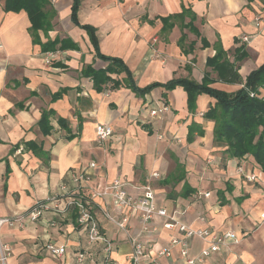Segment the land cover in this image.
I'll return each instance as SVG.
<instances>
[{
    "label": "crops",
    "instance_id": "0c3cea01",
    "mask_svg": "<svg viewBox=\"0 0 264 264\" xmlns=\"http://www.w3.org/2000/svg\"><path fill=\"white\" fill-rule=\"evenodd\" d=\"M72 3L50 0L46 9L55 12L51 28L38 37L42 43L59 42L54 51L42 52L32 42L26 12H5L0 1V218L25 216L36 203L59 196L39 220L0 227V247L11 251L6 264H77L80 251L86 253L84 264L101 263L99 246L87 245L86 231L77 226L75 210L67 208L68 198L59 191L62 184L71 187L72 174L84 171L89 179L75 193L91 199L98 228L113 242L111 258L118 264H130L133 238L144 244L141 264H183V258L179 246L171 247L169 255L159 254L171 238L181 237L176 228H163L165 218L154 217L147 225L154 231L143 232L139 216L116 211L110 196H92L116 179L131 194L138 193L133 187L149 183L155 205L180 224L237 234V244L222 247L202 264H264V183L249 182L237 167L260 178L261 172L251 157L230 159L225 147L214 143V122L203 116L213 98L199 94L189 109L182 87L160 86L173 79L199 83L205 71L216 79L206 68L215 44L230 61L243 46L247 57L236 65L244 80L264 63V0H80L78 25L71 19ZM84 26L94 30L97 52L121 60L136 87L159 86L138 94L128 87L126 73L117 71L97 91L82 72L103 70L109 63L98 58ZM246 35L251 41L242 45L240 38ZM62 42L67 46L59 48ZM211 86L229 93L240 87L218 81ZM57 93L61 96L53 100ZM164 105L168 110L156 117L143 113ZM49 110L51 130L45 135L38 122ZM98 124L113 130L101 144L96 143ZM191 124L198 130L188 136ZM26 142L39 145L47 162ZM92 162L96 166L89 168ZM152 172L159 178H149ZM105 212L127 216V231L107 221ZM48 243L63 247L64 253L54 256L45 249ZM206 246L193 237L188 255L197 256Z\"/></svg>",
    "mask_w": 264,
    "mask_h": 264
},
{
    "label": "trees",
    "instance_id": "16d2710c",
    "mask_svg": "<svg viewBox=\"0 0 264 264\" xmlns=\"http://www.w3.org/2000/svg\"><path fill=\"white\" fill-rule=\"evenodd\" d=\"M1 1V0H0ZM80 0H73L71 6V19L77 24L76 13ZM252 2L254 0H247ZM50 6V0H3V10L5 12H26L30 27L28 29L33 43H37L41 47L42 52L54 51L57 39L53 41L47 40L45 43L40 42L38 32L42 31L44 35L51 28V20L54 16V10L46 9ZM169 18H163L162 21L166 25L171 26ZM84 28L92 41L96 54L101 60L107 61L109 64L103 70H93L86 68L82 73L86 77H90L94 88L101 91V86L111 81L109 74L118 71H124L128 78V87L138 94H145L159 84H152L146 88L140 89L135 86L131 80V74L124 66L121 60L109 58L100 55L97 52L96 39L94 30L90 27ZM61 43L59 48L66 47L67 44ZM206 45V42L204 46ZM244 45V44H242ZM215 54L206 60V68L216 74V79L210 78V72L205 71L199 83L188 79H173L165 84L160 85L165 90H172L177 86L184 89L188 98V108L193 109L194 100L199 94H206L215 100V103L209 106L208 110L203 114L204 118L213 121V141L217 146H224V153L230 159L246 160L252 158V163L261 173V180L264 181V63L251 71L243 80L238 73L237 63L243 61L247 57V53L243 46H239L233 52V61H230L228 55L222 50L219 44L214 45ZM215 81L230 85H240L234 92H225L211 86ZM114 86H118V81L113 82ZM253 93L251 97L249 94ZM61 93L55 94L52 99H57ZM52 115L51 110L43 112L38 122L40 130L43 134H48L51 130L49 117ZM60 127H64L65 123L62 119L57 120ZM198 128L195 124L188 126V136L192 135ZM71 135L67 139H71ZM25 147L31 150L43 162H47L48 154L43 152L41 147L34 142H26ZM180 170L179 166L176 172ZM220 193V192H219Z\"/></svg>",
    "mask_w": 264,
    "mask_h": 264
},
{
    "label": "built area",
    "instance_id": "2783aa9c",
    "mask_svg": "<svg viewBox=\"0 0 264 264\" xmlns=\"http://www.w3.org/2000/svg\"><path fill=\"white\" fill-rule=\"evenodd\" d=\"M257 26L261 25V18L255 19ZM251 41V36H242L240 38L241 44L247 45ZM251 97L254 96L253 93L249 94ZM168 107L166 105L158 109H145L144 114L150 117H156L158 114L166 112ZM113 135V130L108 125L98 124L95 126V136L96 143L101 144L102 142L110 139ZM95 163H90L89 168H94ZM237 172L244 174L245 178L249 182L262 181L255 173L251 172L248 174L243 169V166L237 167ZM149 178L157 179L159 174L157 172H152ZM89 175L86 171L72 174L70 176V184H62L59 186V191L67 196V208L72 207L76 212V224L82 227L86 231V240L88 246H99L101 252V263L100 264H118L111 258V253L113 251V242L105 237L99 230L97 220L94 215L93 205L91 199L83 195H76L75 189H78L80 184L87 182ZM126 183L121 179L114 180L111 184L106 185L102 188L100 192H95L92 196H110L112 199L113 208L121 213L125 211L129 212L132 216H139L143 222V232H153L154 229H150L147 225L151 219L154 217H163L166 219L163 228L170 230L176 228L181 234V237H173L169 242V248L160 250L159 254L169 255L170 248L174 246L180 247V255L183 258V264H202L203 261L213 254H217L222 247L228 244H237L239 242V237L233 230H224L220 233H216L207 229L195 230L189 226L180 224L175 221L172 216L167 214L166 210L163 208H158L155 205V195L152 186L149 183L143 184L141 186L133 187L138 193L131 194L126 190ZM74 194V195H73ZM209 193H204V197H208ZM59 196H54L50 201L43 203H36L25 216H18L15 218H0V227L4 224L23 226L26 220L35 222L39 220L43 213L49 209V204L56 202ZM54 211H58L57 206H52ZM50 207V208H52ZM104 217L107 221L112 223L120 231H127L128 218L125 215L114 216L107 212L104 213ZM204 221L203 218L199 219ZM193 237H197L202 241L207 243V246L200 251L197 256L188 255L189 240ZM131 245L133 246V253L130 258V264H141V257L144 252V244L138 240V238H133L131 240ZM45 249L49 251L54 256H61L64 253L63 247H56L53 243H48ZM10 248L8 246L0 247V264H6V260L10 256ZM76 263L84 264L86 260V253L80 251L76 254Z\"/></svg>",
    "mask_w": 264,
    "mask_h": 264
}]
</instances>
